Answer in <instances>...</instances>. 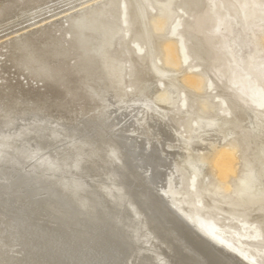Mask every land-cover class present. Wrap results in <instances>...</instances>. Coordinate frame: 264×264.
<instances>
[{
	"label": "bare ground",
	"instance_id": "obj_1",
	"mask_svg": "<svg viewBox=\"0 0 264 264\" xmlns=\"http://www.w3.org/2000/svg\"><path fill=\"white\" fill-rule=\"evenodd\" d=\"M152 1L155 11L152 24L158 31H164L176 17L175 1L190 13L200 8V0ZM82 3H77V8L84 7L73 15L71 30L78 47L87 45L90 48L83 52L86 53L85 60L90 63L86 72L91 73V64L93 69L98 62L96 72L104 84L106 102L110 106L104 113L81 124L89 136L44 156L34 165L33 171H28L33 174L16 172L7 177V173L0 169V264H246L240 257L231 256L225 247L218 250L203 239L176 213L175 202L164 199L155 191L165 185L170 172L174 174L175 164L185 166L189 172L194 170L198 177H202L206 162L204 151L210 150L213 144H220L231 131L237 132L236 123L264 135V127L253 109L257 104L248 101L249 106L233 107L235 110L229 117L199 120L190 138H181L174 125L175 117L167 116V110L159 109L161 104L172 105L177 96L167 91L158 100H153L154 73L136 60L131 77L132 85L136 84L135 91L129 94L125 87L122 58L117 57L118 53L122 54L116 52L114 55L112 50L121 30L119 19L127 10L130 33L125 46L131 50V44L145 45L142 58L155 63L156 41L149 33L147 11L142 0H87ZM41 22L44 19L32 25ZM42 47L33 49L27 41L14 42L9 49L13 66L23 67L33 74L43 68L44 65L38 68L40 63L46 62L43 52L51 56L61 55V48L51 40ZM193 50L202 60L210 55L200 44H195ZM175 51L174 46L167 47V63L174 65L180 61ZM91 58L97 61L90 62ZM149 66L154 69L151 64ZM225 78L227 76L222 75L220 79ZM204 80L210 87L217 84L212 76L191 78L188 82L201 88L205 85ZM217 85L216 89L220 91L222 88L232 90L224 81ZM213 97L220 98L219 94ZM147 98L158 107L152 106ZM128 100L135 103L116 112L114 104ZM206 101L209 100L203 99L204 112L213 107V103ZM145 103L154 109H151L153 112L147 124L156 141L150 143L149 148L143 142L139 143L136 137L128 138L113 132L116 125H119L118 132L136 130L139 112ZM14 125L0 114V164L5 167H25L40 153L72 138L70 126L50 123L38 116ZM127 139L130 142H126ZM247 139L248 151L263 162L250 169L251 174L239 190L242 202L252 210L250 217L264 230V156L260 158L257 153L264 155V136L262 139ZM31 144L36 146L32 148ZM168 145L190 150L186 155L177 150L170 152L165 150ZM231 154L222 153L215 160L222 177L232 169ZM171 155L173 162L169 159ZM35 172H41V175L37 176ZM50 173L74 178L45 175ZM87 179L101 183L88 187L83 183L88 182ZM201 187L206 190L205 180ZM190 197L192 195L187 193L184 200L189 201ZM202 224L209 230L215 223Z\"/></svg>",
	"mask_w": 264,
	"mask_h": 264
},
{
	"label": "rangeland",
	"instance_id": "obj_2",
	"mask_svg": "<svg viewBox=\"0 0 264 264\" xmlns=\"http://www.w3.org/2000/svg\"><path fill=\"white\" fill-rule=\"evenodd\" d=\"M80 1L84 3L87 0L66 2L65 0H0V114H4L6 119L13 122L14 127L38 116L50 123L68 125L72 133L70 134L72 138L40 153L25 167H5L0 164V169L7 173V177H12L13 174H17L16 172L33 174L28 171H33L34 165L44 156L89 136L81 124L104 113L110 106L109 102H106L108 98L104 84L96 72L98 62L93 69L91 64V73H87L90 63L85 60L86 53L83 52L90 48H87V45L78 47L74 41L75 34L71 30V20L73 15L75 16L84 7L81 5L79 9L77 8V3L80 5ZM199 2L200 8L190 13L179 7L180 4L175 1L176 17L164 31H158L152 24L151 17L155 12L153 1L142 0V5L147 11L149 33L156 41L155 63L146 62L142 58L145 45L131 44V50L125 46L130 33L128 31L130 20L128 11H124L125 14L119 19L121 30L112 50L115 52L114 55L116 52L122 54L118 53L117 57L122 58L120 60L124 66L126 91L129 94L135 91L136 84L132 85L131 77L133 62L136 60L154 73L152 74L153 100H158V97L167 91L177 96L172 105L160 103L159 109L167 110L169 115L166 114L167 112L164 113L165 115L175 117L174 125L181 138L189 139L199 120L211 121L217 120L220 116L229 117L235 110L233 107L248 105L246 104L248 101L257 104L256 107H251L260 119L261 126L264 127V0H200ZM66 12L71 14L67 15ZM57 14H60V17ZM43 19L44 22L37 26L32 25ZM50 19L51 21L48 22ZM50 40L57 48H61V55L51 56L43 52V56L46 57L44 64L40 62L41 66L30 64L38 68L44 65L41 70L34 72V75L28 69L13 66L9 53L14 42L27 41L33 49H43V43L45 45ZM195 44H200L209 52L208 59L202 60L198 57L197 51L193 50ZM170 45L174 46L180 59L174 65L166 61V49ZM95 61L97 60L90 59V62ZM149 64L154 69L150 68ZM222 75H226L227 78L220 79ZM206 76H212L217 84L220 81L228 83L232 90L222 88L220 91L216 89L217 84L210 87L207 80H204L203 85H205L201 88L194 87L188 82L191 78H206ZM214 94H219L220 98H214ZM203 99L209 100L206 101L208 104L213 103L215 110L213 111V107L209 105L211 109L204 112ZM222 99L228 102H223ZM153 100H150L152 106L157 108V103H153ZM235 102L238 104L235 105ZM134 103V100H128L119 105L115 103L114 106L116 112H120L122 107L130 108ZM151 109L154 110L146 104L140 110L141 115L136 130L118 132L119 125H116L113 132L116 131L128 138L136 137L139 143L143 142L146 148H149L150 143L156 141L147 124L153 112ZM235 128L237 132L231 131L229 137H225L220 144H213L210 150L204 151L206 162L202 177H198L194 170L189 172L185 166L175 164L174 174L170 172L165 185L156 188L155 192L164 199L173 200L176 204V213L187 222L188 226L195 228L192 230L209 241L212 246L215 245L218 250H222L219 248L223 246L231 256L240 257L246 264H264L263 226L250 217L252 210L249 205L242 202L239 190L251 174L250 169L263 162L248 151L246 140L248 141L249 137L262 139L264 135L261 131L254 132L252 128L239 123L235 124ZM79 134L80 138H78ZM126 142H130V139ZM35 146L30 145L32 148ZM169 146L165 150L170 152L177 150L184 155L190 150L188 147L177 149ZM225 152L232 153V169L222 177L215 166V160ZM257 153L263 158L262 153ZM172 158L173 155L169 158L171 162H173ZM171 168L174 169L173 166ZM35 173L37 176L41 175V172ZM139 174L141 177L144 176L140 171ZM45 175L74 178L55 173ZM203 180L206 185L205 191L201 187ZM87 181L82 182L88 187L93 183H101L92 179ZM22 189L23 187L20 191ZM187 193L192 195L189 201L184 200ZM171 208L174 209L172 206ZM202 223L215 224L208 230Z\"/></svg>",
	"mask_w": 264,
	"mask_h": 264
}]
</instances>
